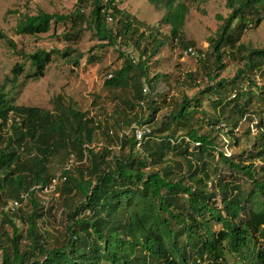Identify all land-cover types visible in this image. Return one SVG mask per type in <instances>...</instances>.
Wrapping results in <instances>:
<instances>
[{"label": "trees", "instance_id": "16d2710c", "mask_svg": "<svg viewBox=\"0 0 264 264\" xmlns=\"http://www.w3.org/2000/svg\"><path fill=\"white\" fill-rule=\"evenodd\" d=\"M75 1L76 9L68 15L38 11L34 16H22L15 34L36 36L47 33L52 22L69 24L68 33L63 34L69 46L63 55H70V45L79 42L85 29L104 43L99 46L102 48L115 46L118 40L132 41L136 36L133 44L138 50L137 61L125 56L122 67L112 72L104 86L131 88L132 101L124 99L121 104L123 109L131 112L137 109L138 113H131L129 121L121 122L122 128L129 129L131 134L122 132L118 155L107 148L95 152L89 148L95 128L84 113L68 109L64 115L59 109L52 118L38 108L14 107L0 85V207L18 198L21 192L29 194L31 207L27 214L21 210L12 214L1 211L0 227L11 229V235L6 236L7 246L1 250L2 264H224L226 253L245 259L249 264H264V247L258 246V238H264V166L255 169L252 163L257 159L264 163V132L258 111L250 106L255 98L261 104L260 114H264V86L258 87L254 80L255 75L264 77V47L253 49L237 45L243 32L251 25H259L264 18V0H225L230 13L216 38L210 40L213 64L210 74L217 77V71L224 69L221 61L225 47L236 53L241 68L232 80H219L201 92L215 95L211 102L214 114L207 120L208 125L212 127L225 120L232 133L241 121L250 120L248 116L256 118L258 143L246 151V158L236 157L235 160L221 151L216 159L213 140L199 135L200 125L194 121L200 105L198 100L190 107V102L183 97L166 121L150 129L158 119L160 103L149 97L154 91L152 82L158 75L149 79L147 64L163 45L162 41L155 38L152 30L147 38L144 32L139 33V28L130 24L128 15L117 9L114 0ZM147 2L156 10L164 9L161 22L170 27L171 36L177 37L181 47L186 49L188 44H183L178 37L186 6L176 0ZM110 15L120 16L116 30L107 26ZM3 39L15 50L14 44L0 32V40ZM141 40H146L145 46L140 45ZM54 52L36 50L31 54H16L29 63L27 76L37 80L43 76ZM81 56L77 54L72 62L76 64ZM92 59L90 57L89 61ZM198 60L209 63V58L198 57ZM23 70L24 65H15L13 78L17 79ZM188 77L190 79L191 75ZM240 81H247V89L241 88ZM143 83L148 93L143 92ZM251 87L256 90L251 91ZM231 92H234L233 98L229 97ZM159 98L161 104H165L166 98ZM132 123L149 129L146 139L138 146L144 149L145 156L135 151L137 141L130 127ZM155 132L162 134V142L151 148L150 139ZM165 132L168 134L163 135ZM184 140L189 144L180 153ZM190 144L191 152H187ZM59 149L63 151V159L72 154L77 162L73 169L75 175L62 171L65 181L59 188L61 195L66 196L68 239L65 246L44 249L37 224L43 214L37 207L33 188L51 182L53 177L48 164ZM167 152L181 155L184 162L182 172V167L172 162L181 172L174 179L170 172L164 175L163 168L158 167L164 163ZM220 165L231 171L228 181L221 175ZM238 174L250 183L246 195ZM78 196L81 200L72 202ZM216 197L220 199L219 205L214 202ZM13 214L25 222L24 235L16 228ZM212 223L220 225V229L212 231ZM181 237L186 244L180 246ZM35 253L42 255V259L38 260Z\"/></svg>", "mask_w": 264, "mask_h": 264}, {"label": "rangeland", "instance_id": "374dc122", "mask_svg": "<svg viewBox=\"0 0 264 264\" xmlns=\"http://www.w3.org/2000/svg\"><path fill=\"white\" fill-rule=\"evenodd\" d=\"M114 1L117 9L128 15L130 24L139 28V33L144 32V37L147 38L146 35L149 34V30H152L154 34L156 33L155 38L163 43L157 54L147 64L149 79L158 75L157 79L152 82L154 91L149 93V97L157 104L160 103L158 105L160 107L157 114L158 119L154 125L150 126V129L158 127L161 124L160 121H166V117L171 111L178 108L183 97L190 102V107H193L195 101L198 100L200 105L196 108L197 113L194 115V121L200 125L199 135H205L213 140L216 146L215 158L218 159L217 153L220 151L232 160H235L236 157L246 158V151L252 150L254 143H258L256 141L258 138L257 128H255L256 118L253 119V115L248 116L253 121H241L232 133H229V127H227L225 120L211 127L207 120L214 114L211 102L215 99V95L208 92L206 95L201 94L202 91L213 86L219 80H232L237 69L241 68L236 53L231 48L225 47L222 50L221 61L224 69L217 71V77L210 74L213 69L210 40L216 38L219 27L230 13L225 6V0H176L177 3H182L187 8L178 37L183 44H188L186 49L192 48L196 52L197 57L185 55L186 49L181 47L177 37L171 36L170 27L161 22L165 14L163 8L156 10L147 0ZM75 9V0H0V32L15 46V50H13L6 39L0 40V85L4 87L8 99L14 107L38 108L51 114L52 118L56 116L59 109L63 110L64 115L68 109L84 113L86 119L92 121L94 127L91 126L95 128L89 148L95 152L107 148L113 154L118 155L120 136L123 135L122 132L129 130L122 128L121 122L125 119L129 121L132 117L131 113H138V110L135 109L131 112L129 109H123L121 104L124 99L132 101L133 92L131 88L109 89L104 86V82L111 77L112 72L122 67L125 56L133 59L134 62L137 61L138 50L133 44L136 36L132 41L126 40L122 43L118 40L115 46L102 48L99 46L104 43L98 41L91 30L85 29L79 42L70 45V55H63L69 46L66 39L63 38V34L68 33L69 24H54L52 22L47 33L36 36L15 34L16 26L24 15L34 16L38 11L49 15H68ZM87 12L88 9L85 10V13ZM108 18L110 20H107V26L116 30V22L120 16L110 15ZM145 42L146 40H141L140 45L145 46ZM240 44L253 49L264 47V18L259 25H251L249 29L243 32L237 45ZM36 50H43L47 53L56 51V53L51 54V62L45 67L43 76L34 80L27 76L30 72L29 63L16 52L31 54ZM77 54H82V56L75 64L72 60L76 58ZM90 57L93 58L91 61H89ZM198 57L201 59L209 58V63L207 64L206 60L200 63ZM18 64L24 65V70L17 79H14L12 69ZM203 66H206V69H203ZM188 75H191L190 79ZM209 77L212 78L211 81ZM254 80L258 87L264 86V77L255 75ZM239 84L242 89L248 87L247 81H240ZM250 90L255 91L256 88L251 87ZM146 93H148V88ZM233 95L234 92L229 93L230 98H233ZM159 96L166 98L165 104H161ZM250 106L252 110L258 111L257 115L262 119L261 129L264 132V114H260L262 112L261 104L254 98ZM226 115H229V111ZM128 134L131 133L128 132ZM167 134V132L163 133V135ZM161 136L162 134L157 132L152 135L150 139L151 148L159 146L162 142ZM186 142L187 140H184L180 153L185 150V146L188 147L189 143L186 144ZM191 149L192 145L190 144L187 152H191ZM135 151L141 157L146 154L142 147L136 146ZM62 156L63 151L59 149L48 164V170L53 178L62 175L64 169H67L72 176L75 175L73 169L77 167V162L74 160L70 164L68 160L71 157L63 159ZM179 156L173 152L165 154L164 163L158 164V167L163 168L164 175H168L170 172L171 178L174 179L178 177L179 173L185 171L184 162ZM174 158L175 161H172ZM172 162L178 163L182 167L181 172L175 168L176 166ZM252 163L255 169L264 166L260 159L254 160ZM219 169H221L220 173L225 177V181H228L231 171L224 165H220ZM237 179L246 195L250 191L249 181L242 178L240 174H238ZM61 185L60 180L54 194L42 195L37 193L35 195L37 207L43 214L37 220V224L44 242V246H42L44 249L65 246L68 239V234L65 231L67 210L64 202H66V196L63 197L59 191ZM209 191L216 192L217 190ZM79 200L81 199L78 196L72 202ZM214 202L219 205L220 199L216 197ZM68 204L72 203L69 202ZM30 209V204L27 202L19 210L27 214ZM12 218L19 233L24 235L25 222L14 214ZM219 229L220 225L212 223V231ZM10 235L11 229L9 227H0V264H2L1 250L7 246L6 236ZM178 243L180 246L186 244L184 237H181ZM258 244L260 248L264 247V238H258ZM25 249L26 247L22 243V250ZM35 256L38 260L42 259L40 254L35 253ZM33 260L34 258L31 261ZM224 264L249 263L245 259L226 253Z\"/></svg>", "mask_w": 264, "mask_h": 264}, {"label": "built area", "instance_id": "2783aa9c", "mask_svg": "<svg viewBox=\"0 0 264 264\" xmlns=\"http://www.w3.org/2000/svg\"><path fill=\"white\" fill-rule=\"evenodd\" d=\"M107 20H110V18H107ZM185 55H189L191 57H197L198 55L196 54V52L192 49V48H188L186 49ZM143 92L146 93L147 92V88L144 87ZM131 129H133V133H134V137L135 140L137 141V146L140 145V143L142 142V140L146 139L147 134L149 133V129L147 126H136V125H132ZM128 132H124V134L126 135ZM73 157L70 158L68 163H72L73 162ZM58 184V180L57 179H53L51 181V183L46 186L45 188H43L41 190V192L43 194H48L51 193L55 190L56 186ZM27 199V195L26 194H22L20 196L19 200H15V201H11L7 207L6 210L13 212L15 210H17L18 208H20L22 206V204L26 201Z\"/></svg>", "mask_w": 264, "mask_h": 264}, {"label": "clouds", "instance_id": "9594fccd", "mask_svg": "<svg viewBox=\"0 0 264 264\" xmlns=\"http://www.w3.org/2000/svg\"><path fill=\"white\" fill-rule=\"evenodd\" d=\"M70 157H73L72 159H73V161L75 160V157L71 154L70 155ZM70 160V159H69ZM69 160H68V162H69ZM67 166V165H66ZM63 171H68L67 169H64ZM53 179H57L58 180V183H60V180H61V182H64L65 181V177L63 176V175H58V176H56L55 178H53ZM52 179V180H53ZM51 180V181H52ZM51 183V182H50ZM49 183V184H50ZM48 184V185H49ZM47 185V186H48ZM58 185V184H57ZM46 186H44V187H35V188H33V190L35 191V193L37 194V193H39V194H42V195H46V194H43L42 192H41V190L43 189V188H45ZM55 190H56V188H55ZM54 190V191H55ZM54 191L53 192H51L50 194H54ZM22 194H26L27 195V199H26V201L22 204V206L20 207V208H18L17 210H15V211H13V212H10V211H8V210H6V207H7V205L11 202V201H15V200H19L20 199V196L22 195ZM28 200H29V194L28 193H26V192H21L20 194H19V196H18V198H16V199H12V200H10L9 202H7V204L4 206V207H0V214H1V211L3 210L4 212H6V213H10V214H12V213H15V212H17L19 209H21L22 207H23V205H25L27 202H28Z\"/></svg>", "mask_w": 264, "mask_h": 264}]
</instances>
